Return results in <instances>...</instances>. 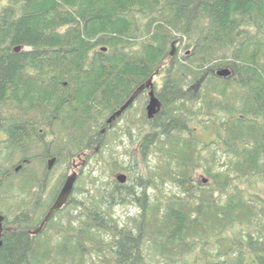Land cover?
Segmentation results:
<instances>
[{
  "label": "trees",
  "instance_id": "obj_1",
  "mask_svg": "<svg viewBox=\"0 0 264 264\" xmlns=\"http://www.w3.org/2000/svg\"><path fill=\"white\" fill-rule=\"evenodd\" d=\"M225 66L233 74L216 75ZM152 77L162 108L153 119L144 109L139 123L146 169L128 186L91 196L79 213L50 219L40 234L29 233L40 222L12 220L0 207L8 218L0 264H179L193 254L190 264H264V0H0L4 114L18 111L35 127L59 123L68 149L105 146L109 116ZM13 124L0 156L23 142ZM199 127L215 130L216 147L204 144L209 156ZM219 149L232 156L225 169L214 168ZM150 153H158L153 167ZM201 166L207 184L194 176ZM18 182H29L24 172L3 174L0 163V191ZM168 182L178 190L147 195ZM104 198L138 202L141 211L121 225ZM52 225L60 233L53 243L45 234Z\"/></svg>",
  "mask_w": 264,
  "mask_h": 264
},
{
  "label": "rangeland",
  "instance_id": "obj_2",
  "mask_svg": "<svg viewBox=\"0 0 264 264\" xmlns=\"http://www.w3.org/2000/svg\"><path fill=\"white\" fill-rule=\"evenodd\" d=\"M176 51H178V46L176 45ZM185 53V51H181V56ZM218 68L215 69V71ZM155 81H159V79H155ZM156 82V84H158ZM196 84L193 85V89H196ZM199 91V89H196ZM149 100L148 92L145 95H142L133 106L130 107V110L124 117H121L120 120L118 119L115 124L112 126V130L106 133L100 132L101 136L103 138V141L106 142L105 146L100 145L95 148V150H86L83 152V165H82V175L79 180V184L81 187V192H78L76 194V201L78 203V207L75 205L77 203H72L70 205H67L64 209L60 211L54 217V221L57 222L60 220L61 217H65L67 212H69L71 209L74 210L75 213H79L81 210V203L82 202H88L89 198L91 196L96 197H102L101 195L107 194V192H111L116 187V182H118V185H121L116 176L119 173H126L127 174V181L122 184V186H128L130 185L137 176L140 175V172L143 169H146V164L143 163L144 159L141 158V153L138 152L139 149V143L141 141L132 140L130 137V133L128 132L129 129H126L128 127V120L131 122H136L137 124L140 123L143 110H146V106ZM147 112V111H146ZM132 118V119H130ZM55 128H59V123H54L52 125ZM140 126V128H139ZM143 128L141 125H132L130 130L132 134L138 135L139 130H142ZM195 136L198 140L201 141L200 148L202 150V153L204 156H209L210 150L205 147L204 144H209L211 147H216L215 144H211L210 142L215 141V130L212 129H205L202 127H199L194 132ZM135 156V157H134ZM158 153H150V155L147 158V163L149 166L153 167L158 163ZM217 158L219 160L218 165L214 166V168H222L225 169L226 166L231 162L232 156L229 153H226L224 149H219L217 151ZM101 159V162L99 161ZM114 160L116 163L111 162ZM138 160L140 161V166L138 164ZM85 162V163H84ZM112 163V166L110 165ZM205 165V163H203ZM225 164L226 166H223ZM124 166V167H122ZM130 168L129 171L127 169L123 168ZM132 168H136V170H132ZM59 170H56V172L51 175L50 179L48 180V188H50V191L54 190V188L58 185V173ZM194 176L199 182H203L204 184L209 183L210 177L206 173L205 167L201 166L197 169ZM204 179H207V182H204ZM237 182L239 183L241 188H246L247 185L242 179H238ZM259 187H263L264 184L262 182H259ZM8 189L7 187L4 188V190ZM178 188L174 186L173 184L164 183L163 185L160 184L159 188H156L154 185H150L147 187V195L151 197L152 200H155L156 198L163 199L164 195H168L174 191H177ZM142 190L138 189V196L141 193ZM136 196V197H138ZM9 198V197H8ZM7 198V199H8ZM105 199V198H104ZM4 201L7 203L5 204ZM12 199L9 198V200H3L0 204L5 207L7 212L9 213V218L13 219L15 216L17 210H12ZM74 207L75 209H73ZM103 208L110 211L113 216L119 221L121 225H123L125 222L129 220L130 216H134L136 214H139L141 211V208L138 204V202H131L130 200L127 202H110L109 200L105 199L103 202ZM54 225V224H53ZM49 226L46 231V235H50L52 239V243L56 242L59 238L60 233H58V229H54V227ZM40 234V233H39ZM103 237L108 238L109 236L107 234H102ZM229 238L227 240H223V246L224 244H228ZM215 245V244H214ZM214 245H210L207 247V250L210 252L213 250ZM196 256L188 255L186 256V262H181L179 264H190L193 260H195ZM160 261L156 264H166L169 263L166 259L163 260L161 257H157ZM90 258L86 259V264H90ZM203 262V259L201 260Z\"/></svg>",
  "mask_w": 264,
  "mask_h": 264
},
{
  "label": "flooded vegetation",
  "instance_id": "obj_3",
  "mask_svg": "<svg viewBox=\"0 0 264 264\" xmlns=\"http://www.w3.org/2000/svg\"><path fill=\"white\" fill-rule=\"evenodd\" d=\"M154 89H156L155 84ZM147 92H149V89H143L137 95L135 102ZM34 122L32 118L21 119L19 112L15 110L5 115L3 106L0 105V149L8 146L7 140L10 139V135L5 127L9 126V124L14 123L16 126L21 124L22 129L19 132L23 134V142L15 144V148L9 158L3 155L0 156L1 172L3 174L14 173L16 176L24 172V178H28L29 180L26 184L19 182L12 184L11 189L5 190L6 195L5 192L3 194L0 191V203L3 200H9V198L12 199V210H17L12 220H16L20 214H24L26 220L38 221L40 222V226L50 212L68 176L74 173H77L78 177L69 200L63 208L55 210L49 220L54 219L59 211L67 205L77 203L76 194L81 192L79 180L82 175L83 151L77 146L68 149L67 143L69 139L66 137L65 131L62 129L60 131V128L53 127L49 123V119H46L42 125L38 126L37 124L36 127L33 126ZM132 125L139 124L128 120V127L126 129L130 130ZM104 129L106 128H102V130ZM129 130L128 132L132 140L141 141L143 139V129L139 130L138 135L132 134ZM58 169H62L58 173L60 185L55 190L50 191L48 180ZM4 203L7 204L5 201ZM0 207L5 208L1 204ZM0 213L4 215V220L6 221L8 219L6 212L0 209ZM46 223L43 229H45ZM39 226L30 229L29 233L35 235L32 232Z\"/></svg>",
  "mask_w": 264,
  "mask_h": 264
},
{
  "label": "water",
  "instance_id": "obj_4",
  "mask_svg": "<svg viewBox=\"0 0 264 264\" xmlns=\"http://www.w3.org/2000/svg\"><path fill=\"white\" fill-rule=\"evenodd\" d=\"M176 42H173L172 44V50L171 55H175L176 52ZM22 49V46L18 45L15 47V51H20ZM107 48L104 47L103 50H106ZM216 75L219 77H229L233 74L232 68L229 66L218 68L215 71ZM203 80V79H202ZM202 80L198 81L195 85L196 89H198L201 85ZM149 89L148 95L149 100L146 106L147 111V117L149 119L155 118V116L161 111L162 108V102L160 98L157 96L155 89H154V77L150 78L145 84H142L139 86V88L136 90V92L120 107L118 108L113 114L109 116L107 119V123L112 127L115 122L123 115V113L134 104L135 99L137 95L143 90V89ZM106 129L102 130V132H105ZM85 163V162H84ZM78 174L74 173L68 176L60 194L58 195L55 203L51 207L50 212L47 214L45 220L41 223V225L34 230L33 234H38L39 231H41L45 225V223L49 220L50 216L55 210H59L64 207V205L67 203V201L70 198V195L73 191L74 184L77 180ZM127 174L126 173H119L116 178L120 183H125L127 181ZM204 182H207V179H204ZM3 225H4V215L0 213V236H2L3 232ZM2 246V240H0V247Z\"/></svg>",
  "mask_w": 264,
  "mask_h": 264
},
{
  "label": "bare ground",
  "instance_id": "obj_5",
  "mask_svg": "<svg viewBox=\"0 0 264 264\" xmlns=\"http://www.w3.org/2000/svg\"><path fill=\"white\" fill-rule=\"evenodd\" d=\"M173 44V43H172Z\"/></svg>",
  "mask_w": 264,
  "mask_h": 264
}]
</instances>
